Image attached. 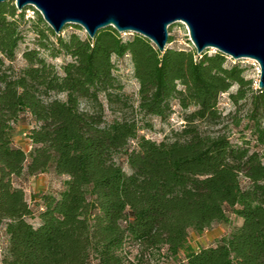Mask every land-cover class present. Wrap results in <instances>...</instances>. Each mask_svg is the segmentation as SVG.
Here are the masks:
<instances>
[{
    "label": "trees",
    "instance_id": "trees-1",
    "mask_svg": "<svg viewBox=\"0 0 264 264\" xmlns=\"http://www.w3.org/2000/svg\"><path fill=\"white\" fill-rule=\"evenodd\" d=\"M29 8L0 3V227L8 236L2 263L132 264L127 244L139 245L142 255L166 250L178 259L190 230L202 233L230 212L239 226L177 264H264V89L246 69L219 52H161L138 34L124 40L113 27L94 39L65 38L36 10L27 20ZM28 22L36 47L23 53L27 65L16 71ZM46 54L71 61L58 69ZM113 56L131 58L141 115L166 119L174 103L187 112L172 138L140 136L139 123L126 117L130 98ZM235 85L233 103L251 101L247 128L257 149L245 136L234 143L202 128L222 119L221 95ZM106 104L120 117L107 122ZM27 116L35 124L29 153L14 141ZM122 155L131 173L118 162ZM50 169L67 176L66 188L59 197L43 195L36 216L14 179Z\"/></svg>",
    "mask_w": 264,
    "mask_h": 264
},
{
    "label": "water",
    "instance_id": "water-1",
    "mask_svg": "<svg viewBox=\"0 0 264 264\" xmlns=\"http://www.w3.org/2000/svg\"><path fill=\"white\" fill-rule=\"evenodd\" d=\"M14 1L19 11L36 9L56 34L73 24L94 39L113 27L143 36L161 52L168 48L169 28L182 22L198 54L215 49L234 60L256 61L261 69L258 88L264 89V0Z\"/></svg>",
    "mask_w": 264,
    "mask_h": 264
},
{
    "label": "rangeland",
    "instance_id": "rangeland-1",
    "mask_svg": "<svg viewBox=\"0 0 264 264\" xmlns=\"http://www.w3.org/2000/svg\"><path fill=\"white\" fill-rule=\"evenodd\" d=\"M38 12V11H37ZM32 15V14H30ZM33 18L27 19L33 21L37 17L36 11L32 15ZM31 23L28 22L25 27L26 37L24 43H22L18 49L17 59L13 63V67L16 71L23 69L27 63L23 59V53L27 50L35 48L36 36L30 30ZM77 25H68L62 31V37H69L73 33L79 34L85 38L88 36L85 30ZM124 40H129L135 35L134 33H121ZM169 35L173 38V42L167 45L168 48L191 50L194 49V45L190 40L189 30L187 26L182 23H176L169 28ZM217 52L215 49H209L210 54ZM49 62L56 65L59 69L64 64L71 61L68 56H60L56 59L45 55ZM115 64V75L122 82L126 95L130 98L129 105L124 109L125 115L129 119L136 120L141 126L140 136H144L147 139L161 142L166 138H172L175 132H179L184 124L183 118L187 115V112L181 109L177 104H173L172 113L166 119H161L154 116H143L138 111L139 105V89L140 85L134 75V67L129 56L122 59H118L115 56L112 58ZM255 63L252 60L244 59L239 62V65L246 69V76L252 79L255 86L258 88V82L260 74L258 73ZM231 66V64H228ZM238 86L235 85L229 93L221 95L219 102V110L222 113V119L216 124H203L204 131L210 134L226 133L234 143L241 142L243 136L246 139H250L251 145L254 149L255 141L250 135V131L247 128L249 122V115L251 113V101L250 99L242 102L239 106H236L230 99V94L235 93ZM63 97V96H62ZM105 118L107 122L113 121L115 118L120 117L119 112H114L107 104L105 105ZM86 108V105L83 106ZM241 121L238 126L236 123ZM33 120L27 116L24 120L16 126L14 133L15 145L24 149L29 153L32 149V144L27 137V133L34 126ZM135 146V142L132 143V147ZM126 156L122 155L118 158V162L122 165L123 169L127 173H131V170L126 162ZM67 176L58 175L53 169H50L47 173L37 174L35 176H29L24 174L19 178L14 179V183L17 187L22 188L25 191L26 199L33 209L34 214L37 216L42 208V196L54 195L59 197L60 193L66 188ZM245 185V182L243 183ZM227 220L224 222H216L210 228L204 230L202 233H198L194 230L189 231L188 239L184 243L178 259L167 257L166 250L158 252H146L140 253V247L136 244H127L126 251L129 253L128 257L132 264H177L184 260L186 254L191 251H198L201 248H207L216 246L219 241L228 236L235 227L239 226L242 220L236 217L234 214L228 212ZM30 222L37 224V219H30ZM8 247V236L5 232V227H0V264L5 256ZM90 264H98L96 259H92Z\"/></svg>",
    "mask_w": 264,
    "mask_h": 264
},
{
    "label": "built area",
    "instance_id": "built-area-1",
    "mask_svg": "<svg viewBox=\"0 0 264 264\" xmlns=\"http://www.w3.org/2000/svg\"><path fill=\"white\" fill-rule=\"evenodd\" d=\"M35 10L36 9H34V8H32V7H30L29 9H27V11H26V18L27 19H30V18H33V14H34V12H35ZM30 14H32V15H30ZM200 55V54H199ZM228 57V56H227ZM228 59H229V61L231 62V63H233V64H235V63H237V62H240L241 60H234V59H232L231 57H228ZM244 60V59H243ZM250 60V59H249ZM255 64V66H256V69H257V71H258V73L260 74V71H261V69H260V65L256 62V61H254V60H252Z\"/></svg>",
    "mask_w": 264,
    "mask_h": 264
}]
</instances>
